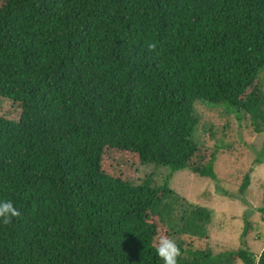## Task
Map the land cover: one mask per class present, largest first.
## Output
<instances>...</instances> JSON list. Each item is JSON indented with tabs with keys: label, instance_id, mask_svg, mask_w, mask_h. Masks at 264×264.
Wrapping results in <instances>:
<instances>
[{
	"label": "trees",
	"instance_id": "trees-1",
	"mask_svg": "<svg viewBox=\"0 0 264 264\" xmlns=\"http://www.w3.org/2000/svg\"><path fill=\"white\" fill-rule=\"evenodd\" d=\"M263 72L264 0H0V97L20 110L0 115V202L20 213L0 218V264H164L154 237L179 233L159 211L175 192L170 176L136 183V165L216 179L195 103L262 132ZM188 212L204 236L209 210ZM243 219L241 246L218 253L184 226L177 264H264Z\"/></svg>",
	"mask_w": 264,
	"mask_h": 264
},
{
	"label": "rangeland",
	"instance_id": "rangeland-1",
	"mask_svg": "<svg viewBox=\"0 0 264 264\" xmlns=\"http://www.w3.org/2000/svg\"><path fill=\"white\" fill-rule=\"evenodd\" d=\"M261 79L264 94V72ZM195 107L199 124L192 140L204 147H219L214 162L216 179L201 176L186 168L171 172L168 166L138 163L134 180L139 183L149 177L152 186H161L170 176L168 186L175 193L164 198L169 206L163 202L160 214L162 217L172 214L177 232L181 234L186 226L187 233L181 238L184 242L190 240L195 249L210 248L213 253H218L240 247L243 217L248 216L251 229L243 240L257 256L264 245V219L257 210L264 202V131L256 132L247 115L239 120L221 106L196 102ZM0 115L17 120L20 110L14 102L0 97ZM257 158H260V163L256 161ZM245 174L249 175V182L245 190L239 191ZM196 206H203L210 212L209 221L199 224L205 233L201 237L198 235L201 230L196 225H190L193 217L188 211ZM182 216L188 217L185 224ZM154 218L157 219V216ZM196 228L199 231L195 233L192 230ZM157 230L155 245L161 234L179 242V233L165 230L164 227ZM234 264L243 263L236 259Z\"/></svg>",
	"mask_w": 264,
	"mask_h": 264
},
{
	"label": "clouds",
	"instance_id": "clouds-1",
	"mask_svg": "<svg viewBox=\"0 0 264 264\" xmlns=\"http://www.w3.org/2000/svg\"><path fill=\"white\" fill-rule=\"evenodd\" d=\"M154 48L155 45H150ZM20 215L12 202H0V218L7 224L11 217ZM156 251L158 256L164 261V264H177V257L181 255V249L177 242L167 235L161 234L157 238Z\"/></svg>",
	"mask_w": 264,
	"mask_h": 264
}]
</instances>
